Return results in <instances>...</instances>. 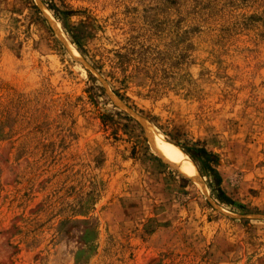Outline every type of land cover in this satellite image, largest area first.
<instances>
[{
    "label": "rangeland",
    "instance_id": "rangeland-1",
    "mask_svg": "<svg viewBox=\"0 0 264 264\" xmlns=\"http://www.w3.org/2000/svg\"><path fill=\"white\" fill-rule=\"evenodd\" d=\"M0 264H264V0H0Z\"/></svg>",
    "mask_w": 264,
    "mask_h": 264
},
{
    "label": "bare ground",
    "instance_id": "bare-ground-1",
    "mask_svg": "<svg viewBox=\"0 0 264 264\" xmlns=\"http://www.w3.org/2000/svg\"><path fill=\"white\" fill-rule=\"evenodd\" d=\"M155 148L161 154L171 158L173 162H175L180 168L184 170L185 173L188 174L192 173V175L193 174L195 175L194 164L188 159V157H185L179 149H176L172 145L160 141L156 136H155Z\"/></svg>",
    "mask_w": 264,
    "mask_h": 264
},
{
    "label": "trees",
    "instance_id": "trees-1",
    "mask_svg": "<svg viewBox=\"0 0 264 264\" xmlns=\"http://www.w3.org/2000/svg\"><path fill=\"white\" fill-rule=\"evenodd\" d=\"M49 10L52 11L50 7H49ZM52 13L54 17L57 16L54 13V11H52ZM184 152L189 156V158L192 161L198 162L204 165L205 167H207L208 169H212L211 163L215 162V157L210 151H207L204 147L202 146L186 147V151ZM219 180H220V177L217 174L215 181L218 187H219Z\"/></svg>",
    "mask_w": 264,
    "mask_h": 264
}]
</instances>
